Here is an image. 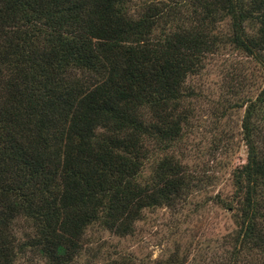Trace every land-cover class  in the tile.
Here are the masks:
<instances>
[{
    "label": "trees",
    "instance_id": "obj_1",
    "mask_svg": "<svg viewBox=\"0 0 264 264\" xmlns=\"http://www.w3.org/2000/svg\"><path fill=\"white\" fill-rule=\"evenodd\" d=\"M225 49L262 85L235 103L247 161L214 198L236 226L219 264H264V0H0V264H79L94 227L133 237L184 207L202 181L174 154L187 82Z\"/></svg>",
    "mask_w": 264,
    "mask_h": 264
},
{
    "label": "rangeland",
    "instance_id": "obj_2",
    "mask_svg": "<svg viewBox=\"0 0 264 264\" xmlns=\"http://www.w3.org/2000/svg\"><path fill=\"white\" fill-rule=\"evenodd\" d=\"M146 1L150 0L135 3L143 5ZM261 85L262 70L230 49L208 60L202 75L188 79L187 87L195 91V110L188 133L174 154L202 180L201 190L177 210L145 212L133 237L119 238L109 230L94 227L88 232L98 247L94 255L99 253L106 259L123 256L148 264L178 255L184 264H219L236 226L232 214L214 204V198L231 195L232 173L247 161L241 135L244 108L235 103L238 95L254 96ZM94 255L83 256L79 264H94ZM31 260V264H44Z\"/></svg>",
    "mask_w": 264,
    "mask_h": 264
}]
</instances>
